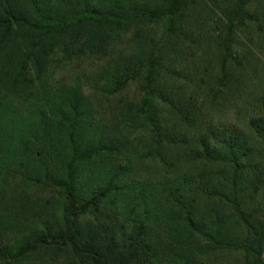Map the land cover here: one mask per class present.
<instances>
[{
  "label": "trees",
  "instance_id": "1",
  "mask_svg": "<svg viewBox=\"0 0 264 264\" xmlns=\"http://www.w3.org/2000/svg\"><path fill=\"white\" fill-rule=\"evenodd\" d=\"M0 264H264V0H0Z\"/></svg>",
  "mask_w": 264,
  "mask_h": 264
}]
</instances>
